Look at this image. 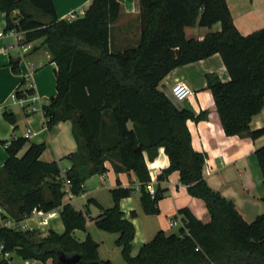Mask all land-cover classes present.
I'll return each instance as SVG.
<instances>
[{"label": "trees", "instance_id": "1", "mask_svg": "<svg viewBox=\"0 0 264 264\" xmlns=\"http://www.w3.org/2000/svg\"><path fill=\"white\" fill-rule=\"evenodd\" d=\"M139 3L138 46L114 50L111 25L122 12L119 0H92L85 15L75 19L60 18L54 0H0L6 31L23 33V44L42 40L39 48L49 51L57 64V93L42 109L49 129L61 121H72L78 143L77 151L68 156L72 166L63 174L57 161L41 159L45 143H32L19 156L29 138L20 136L2 142L8 153L0 168L3 218L21 222L35 209L59 210L65 230L43 232L0 225V243L4 246L0 264H7L5 255L11 252L43 264L49 260L52 264H68L60 257L77 254L81 260L70 264H113L100 260L99 243L90 235L84 241L75 237L76 230H86L88 210L64 202L65 180L71 181L72 194L80 195L86 180L105 173L106 162H111L116 172L135 174L144 211L158 214L167 188L159 184L155 194L149 192L152 177L146 154L154 160L161 147L170 165L157 181H165L179 171L189 192L206 203L210 220L204 222L189 208H183L179 210V230L158 232L133 256L136 228L125 217L121 200L134 188L118 185L111 190L114 206L102 208L96 225L119 233L117 244L127 264H264V214L248 222L232 200L213 189L203 174L208 155L193 147L188 121L208 120L210 111L180 109L161 89L164 79L176 68L220 54L229 80L223 81L218 74L207 75V88L220 124L227 136L261 137L264 128L253 130L250 123L264 108V27L244 35L235 24L227 0ZM218 24L220 29L212 30ZM193 26L209 28L210 32L203 39L188 38L186 27ZM20 63L21 57L10 58L16 74L21 73ZM15 93L25 98L35 92L24 80ZM3 114L16 123L11 110ZM255 154L264 184V145ZM89 203L100 207L94 199Z\"/></svg>", "mask_w": 264, "mask_h": 264}, {"label": "crops", "instance_id": "2", "mask_svg": "<svg viewBox=\"0 0 264 264\" xmlns=\"http://www.w3.org/2000/svg\"><path fill=\"white\" fill-rule=\"evenodd\" d=\"M92 0H54L56 12L62 19H70L72 13L86 10ZM122 12L115 23L111 25V42L114 50L136 47L140 41V3L139 0H119ZM228 6L239 30L248 35L264 27V0H227ZM15 11L14 15H17ZM7 21L4 13L0 12V168L8 158V153L2 142L24 136L27 128L33 133L28 143L20 151L24 155L32 143H45L46 149L41 155L45 162L57 161L64 174L71 168L69 155L76 152L78 143L73 134V123L70 120L61 121L52 129L47 126L43 106L57 93L56 69L57 64L51 60L49 51L45 48H34V43L23 44L16 36L6 31ZM220 25L212 30L217 31ZM209 28L201 26L186 27V35L192 39H203ZM12 38L15 41H12ZM34 48L33 52H30ZM23 49V51H21ZM43 50L44 52H41ZM11 57H21V73L16 74L10 66ZM218 74L223 81L229 80L227 68L220 54H215L173 70L164 82L170 86L177 81L186 82L194 91L188 100L196 113L209 110L210 118L199 122L189 120L188 126L192 133L193 147L200 152H206L208 157L203 174L208 184L226 198L232 200L248 222L254 221L264 214V184L262 171L255 154L264 145V135L257 139L240 136H227L222 128L216 106L210 90L207 88V75ZM32 86L39 97L40 106L37 111H31L30 105H20L25 117L18 124H11L4 117V109L10 107V97L21 86L23 81ZM172 87V86H170ZM14 104H17L14 102ZM30 109L26 111L28 108ZM11 110V108H10ZM21 125L22 127H19ZM250 126L253 130L264 128V108L252 118ZM21 130V131H20ZM147 164L151 173V184L156 189L159 184L167 188L164 198L160 201L158 214H147L142 204L141 185L134 173L115 171L111 162H106L107 171L91 176L84 184V191L74 195L67 191L65 203H71L78 210H84L90 199L98 202L88 209L91 220H87L86 230H76L74 235L84 241L90 235L99 243V258L111 261L113 264H127L122 248L117 244L119 233L100 229L96 218L103 209L114 206L111 190L118 185L133 187L134 192L121 200V208L125 217L131 219L136 228L132 242V255L136 256L141 247L151 241L158 232H173L182 226V215L179 210L189 208L197 218L204 222L210 220L206 203L201 198L193 196L188 186L181 182L179 171H174L165 181H157V176L170 165V159L163 147L159 149L154 160L146 154ZM48 224H40L39 219L29 220L33 229L47 232L52 229L58 233L65 230L59 210ZM135 213V215L133 214ZM170 220L175 222L170 226ZM8 218H3L0 206V225H7ZM1 244V243H0ZM0 250H2L0 248ZM7 264H43L39 260H25L16 252L5 255ZM48 264H52L49 260Z\"/></svg>", "mask_w": 264, "mask_h": 264}, {"label": "built area", "instance_id": "3", "mask_svg": "<svg viewBox=\"0 0 264 264\" xmlns=\"http://www.w3.org/2000/svg\"><path fill=\"white\" fill-rule=\"evenodd\" d=\"M79 13L81 16H83V15H85V10H81V11H79ZM78 16L79 15H77V13H72L70 16L71 17L70 19H75ZM9 33L16 36L19 41H21V39L24 36L23 33H19L15 30H10ZM29 87H32V86H29ZM171 89H172V92L175 95V97L180 102H182L184 100H189L194 95V91L192 90V88L186 82H183V81L175 82L172 85ZM11 99L13 102L19 103V104L24 105V106L30 105L31 111H37L40 107V106L36 105V103L39 102V97L35 93L32 95L26 96L25 98H18L16 93H13L11 95ZM32 133H33V131L30 128H27L24 137L30 138L32 136ZM65 185H66L67 191L71 192L70 187H71L72 183L69 179L65 180ZM148 190L152 195L155 194V188L151 183L148 185ZM56 214H57L56 210L50 211V212H44L42 210L35 209L31 213V215H27L26 218L21 222H17L13 219H10L9 222L7 223V226L21 228L23 230L33 229V228H31V226L29 224L30 219L37 217L40 221V224H48L49 218L55 217ZM169 223H170V226L175 225V222L173 220H170ZM0 248L1 249L4 248L3 244H0Z\"/></svg>", "mask_w": 264, "mask_h": 264}, {"label": "water", "instance_id": "4", "mask_svg": "<svg viewBox=\"0 0 264 264\" xmlns=\"http://www.w3.org/2000/svg\"><path fill=\"white\" fill-rule=\"evenodd\" d=\"M161 89L170 97V99L180 108H186L188 110H191L193 112H195L193 106L190 104V102L188 100H184L182 102H180L175 95L172 92L171 87L166 84L165 82H163L161 84ZM60 260L63 261L64 263H77L81 260V255H73L71 257H66L65 255H62L60 257ZM87 264H101L99 262H91V263H87Z\"/></svg>", "mask_w": 264, "mask_h": 264}, {"label": "rangeland", "instance_id": "5", "mask_svg": "<svg viewBox=\"0 0 264 264\" xmlns=\"http://www.w3.org/2000/svg\"><path fill=\"white\" fill-rule=\"evenodd\" d=\"M77 15L81 16L79 11L77 12ZM12 41H15L14 38H12ZM24 41V36L23 38L21 39L20 42H23ZM42 40H39V41H36L34 43V47H39L40 43H41ZM42 49V48H40ZM21 51H23V49H21ZM41 52H44L43 50H41ZM170 86H172V83H170ZM10 107H7L6 109L4 110H10L11 108V111L15 114V117H16V123L15 124H18L20 123L21 120L24 119L25 117V113L22 111L20 105L17 103V104H14V102L12 101L11 97H10ZM28 109L26 111H28L30 109V107H27ZM35 113H43V111H39V112H35ZM8 121V120H7ZM9 122V121H8ZM11 123V122H10ZM12 124V123H11ZM19 127H22L21 125H19ZM21 131V130H20ZM95 205L94 204H91L89 202H87V204L85 205V209L83 210L84 212H86L89 208H93ZM88 220H91V217L88 215Z\"/></svg>", "mask_w": 264, "mask_h": 264}]
</instances>
